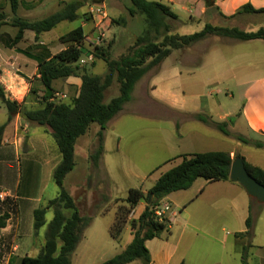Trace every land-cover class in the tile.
<instances>
[{
	"label": "crops",
	"instance_id": "obj_1",
	"mask_svg": "<svg viewBox=\"0 0 264 264\" xmlns=\"http://www.w3.org/2000/svg\"><path fill=\"white\" fill-rule=\"evenodd\" d=\"M150 1H157L168 5L178 16L176 20L180 22L181 26L197 23L198 31L202 30L206 24L228 28L235 27L248 32L264 28V24L260 22V26L256 30H245L250 25L255 24L254 21L264 15V12H239L241 7L247 4L252 5L255 9L264 8V0H216L217 10H209L204 0ZM79 5L81 6L80 3ZM138 16L145 23L144 29L141 32L143 33L147 29V23L142 15H134L132 17ZM82 26L85 29V24L82 23ZM140 34H136L135 37L137 38ZM181 34L184 35L183 33ZM213 42L219 44V48H212ZM242 43L262 44L264 46V39L238 40L212 35L211 37L194 43L191 46V53H184L183 51L190 50V47L173 50L162 61L156 72H148L137 82L132 98L126 104L131 106L135 102H147L150 107L155 109L154 111L159 110L160 113L174 119V126L176 127L172 135L173 139H175L172 148V155L174 156L170 160L175 161L170 168L178 165L182 160V156L185 154L225 151L229 152L233 157L239 153L245 157L247 162L264 170V146L256 147L252 144H244L231 135H225L215 126L194 117V114L203 113L209 115L215 122H227L229 117L235 116L234 122L228 126V129L232 133L242 134L249 139L264 142V50L249 53L240 47ZM221 45L224 46L225 50L221 49ZM203 47L207 48L204 50ZM1 52L4 53L3 50ZM194 52H200V58L193 60V57H189L195 54ZM172 57L175 60L168 61ZM7 63L11 69L0 64V86L4 89L9 99L22 102L32 85L36 84L42 87V84L38 80V66L35 60L28 56L19 58L16 55H11ZM12 69L20 70L21 74H17ZM32 75L33 77H31ZM79 79L78 77H69L66 81L68 84H74L80 87L81 80ZM141 82V87L144 88L139 91L138 84ZM180 84L182 85V94L175 90V86ZM210 85H217V87L211 89L209 93L198 91V87L203 88L204 86ZM184 86L187 88H184ZM231 86H236L238 88L237 92L233 91ZM222 87H224V90ZM223 92L229 99H234L236 96L239 97L242 99V104L234 110L229 109L220 112L218 115L219 119L215 120L213 118L214 116L211 115L210 109L216 103L221 104L219 102V96ZM188 103H192V107H189ZM126 104L119 112L120 114L134 112ZM116 117L111 119L107 126ZM7 119L8 110L2 102L0 105V125L4 124ZM189 124L190 126H188ZM99 129L100 126L91 133H89V129L86 134L77 139L75 144V158L76 151L79 149L84 160L90 165L89 156L97 141ZM24 130L29 131L30 134L28 149L26 151L24 150V143L22 141ZM50 136L51 134L46 127L30 124L20 114H15L5 128L3 140L0 143V192H4L7 196L4 200L0 199V217H5L3 220L5 223L4 226H0V264H22V258L24 256H38L46 241L48 224L54 217V208L49 206V202L58 197L60 191L59 187L58 190L56 188L52 189L51 193L43 190L44 186L46 187L53 180L54 169L61 161L58 146ZM213 140H218L221 145L231 144L232 146L228 149H200L199 145H197L198 143L200 145H208ZM106 144L107 136L105 130L104 153L107 147ZM38 150H41L40 155L38 154ZM25 152L28 158L26 160L24 159L27 164L26 167H23ZM52 152H54L53 155ZM103 166L104 158L102 156L99 165L96 167L97 172L98 168L100 169ZM24 169L26 171L24 176L27 177L26 184L23 183ZM162 173L154 178V183ZM45 179L49 182H46ZM84 179L88 180V175L83 177L79 187L86 190L85 188L88 186L87 181L85 182ZM199 180L200 178H197L190 188L199 182L200 190L196 196H204L210 193L208 198H214L211 201L214 203L210 204L207 201V204L210 205L208 207L200 205L198 208L201 214L200 218H194L186 211L187 205L191 201H194L193 197L188 200H181L180 197L184 193H179V190L163 198V201H168L171 205L169 219L170 216H183V220L186 223L183 232L185 229H188V232H186V235H182V232L175 241L168 235L162 236V234L159 237L147 240L146 246L151 255L150 264H181V262L189 264L187 252L191 246L197 249L203 245V240H206L211 243L210 247H212L213 242L217 239L212 232V225H202L203 218L205 217L204 214L210 215V211L216 210L214 215H219L218 210L222 207V203L226 200L231 201L230 193L234 189L239 193L241 192V195L243 192L247 196L245 189L239 183L232 182L230 179L213 182L206 181L205 179H203L204 181ZM149 188L143 189V191L146 192ZM91 194V192H87L81 196V199H89ZM71 195L75 199V194ZM101 199L102 197H100V201H102ZM184 199H186L185 196ZM99 205L101 207L102 203L100 202ZM139 205H141V208L137 210L138 215L144 210L146 202L141 201ZM183 205H186V207L180 214V211H177V209H180ZM37 208H46V213L45 223L38 232H35L34 211ZM102 214L104 213L99 212L92 217L80 242L86 239V233L93 228L96 218ZM184 214H187V216ZM262 226L264 228V225ZM238 229L234 233L245 231L246 225ZM124 230L129 231L131 242L133 234L131 233L130 226L127 225ZM183 239L187 240L186 254H183L184 251H179V245ZM240 240V237L235 235V243L239 246H241ZM259 241L261 240L257 239L254 235L252 244L249 247L248 262L250 264H264V251L260 248L262 244ZM128 244L122 246V250ZM78 245L72 255L71 264H75ZM201 249L202 247L199 250L201 251ZM238 249L240 250V247ZM206 251L210 252L207 249ZM215 252H217V248ZM134 261L128 264H132ZM236 261L235 256L230 254L221 253L217 255L216 253L215 256L211 257L210 255H202L200 253L197 259L192 258L191 264H232Z\"/></svg>",
	"mask_w": 264,
	"mask_h": 264
},
{
	"label": "trees",
	"instance_id": "obj_2",
	"mask_svg": "<svg viewBox=\"0 0 264 264\" xmlns=\"http://www.w3.org/2000/svg\"><path fill=\"white\" fill-rule=\"evenodd\" d=\"M7 1L10 2L12 11L16 13L19 0ZM204 1L209 10L218 9L216 0ZM79 7L77 2H68L61 10L34 21L15 17L13 22L14 26L18 27V31L14 37V42H20L26 30L33 31L37 38V35L52 30L62 21L75 20ZM242 11L260 13L264 12V8L255 9L252 5L247 4L239 10V12ZM128 12L131 16H144L147 29L135 39L128 53L119 59L112 58L108 52L100 47L95 48L96 58L102 59L107 65V73L104 76L82 70L76 64L83 54L81 43L85 37L84 27L79 25L60 37L61 42L68 45L56 54L33 53L21 49L26 56L37 62L38 80L44 89L39 107L29 106V96H26L22 102L9 99L0 86V98L8 110L7 121L0 125V143L3 140L8 122L15 114H20L28 123L46 127L53 136L61 154V161L53 172V179L60 191L58 197L49 202V206L54 208V217L48 224L46 241L38 256L26 255L22 258V264L72 263V255L92 217L80 214L75 199L64 187V180L76 164V141L88 132L91 124L97 123L100 126L97 133V146L89 156L93 165L97 167L104 153L105 130L108 122L131 100L137 82L151 70L157 71L162 61L173 50L189 46L211 35L238 40L264 39V28L248 32L235 27L228 28L211 24H206L202 30L191 34H169L170 27L167 20H176L178 16L168 5L157 1L131 0ZM160 37H162L161 40H159ZM69 77L80 78L81 85L78 93L70 103L56 101L54 82ZM114 79L119 83V95L105 103V91L112 85ZM33 92L36 93V90ZM194 117L215 126L225 135H231L244 144H252L256 147L264 146L262 141L232 133L228 126L234 122L233 116L229 117L227 122H215L209 115L203 113L194 114ZM236 157H242L247 171L264 185V170L247 162L241 154L237 153L233 157L225 151H207L183 155L181 162L162 173L146 192L141 187L130 188L124 199L127 207L120 208L121 213H130L141 201L146 202L145 208L137 219L130 221L129 226L133 234L132 241L120 253L101 264H128L136 259H142L145 264H150L151 255L146 246V241L159 237L171 225L170 219L160 221L155 216V208L161 200L173 192L190 188L195 180L200 177L209 182L229 180L231 165ZM151 195L152 200L149 203ZM252 200L260 210L262 204ZM254 203L249 206L251 213L254 212ZM45 213L46 208L35 209V232H38L45 223ZM4 218V216L0 217V226H4ZM124 223H126L124 217H118L114 221L110 227L113 238H120ZM245 224L246 230L236 233V236L241 239L242 263L250 264L248 262V249L254 238L252 215L246 218Z\"/></svg>",
	"mask_w": 264,
	"mask_h": 264
},
{
	"label": "rangeland",
	"instance_id": "obj_3",
	"mask_svg": "<svg viewBox=\"0 0 264 264\" xmlns=\"http://www.w3.org/2000/svg\"><path fill=\"white\" fill-rule=\"evenodd\" d=\"M102 1L103 0H19L18 10L14 13L9 1L0 0V64L9 67L7 62H9L11 55H16L19 58L23 56L26 57L22 50H28L33 53L46 52L50 53V55L56 54L68 45L67 43H62L60 37L83 23L85 24V37L81 43L83 54L76 64L82 70L84 69L92 74L104 76L107 73V65L102 59L96 58L95 48L100 47L108 52L112 58L119 59L122 55L128 53L130 47L135 42V35L143 31L145 23L140 16L132 17L129 14L128 8L131 6V0H104L105 7L109 13L108 17L101 21L99 19H93L90 14V8L94 3H100ZM68 2H77L81 4L77 9V18L75 20L62 21L52 30L37 35V38L33 31L26 30L23 39L20 42H14V37L18 31V27L14 26L13 22L15 17H20L29 21L43 19L61 10L65 6V3ZM260 17L254 21L255 24L250 25L247 27L248 29L245 30H256L259 28L260 22L264 24V15ZM167 23L170 27L169 34H190L199 30L197 23L181 26L180 22L175 19H168ZM161 39L162 37L159 38V40ZM193 44L183 47L184 49L190 47V50H183L184 53H191V46ZM240 45V47L249 53L264 50L262 44L242 43ZM218 46L219 44L212 43V48H219ZM203 48L205 50L207 47ZM221 49L225 50L223 45H221ZM1 50H3L4 53H2ZM91 54L93 55L92 59L90 58ZM200 56L201 53L197 52L189 57H193V60H195L200 58ZM174 57L170 58L168 61L175 60ZM12 71L21 74L20 70L12 69ZM154 72L156 71H150V73ZM31 77H33V75ZM66 80L67 79H59L55 81L54 89L58 93L67 94L68 97L62 101L70 103L73 97L78 93L79 87L74 84H68ZM141 84L142 82L138 84L139 91L144 88L141 87ZM185 87L186 86H184V88ZM215 87H217V85L204 86L203 88L198 87V91L209 93V91ZM222 88L224 90V87ZM231 88L235 92L238 90L236 86H231ZM34 90H36V93L33 92ZM175 90L182 94V85H176ZM43 92V86L41 87L36 84L31 86L27 92V96H29L30 100V107H39L41 105ZM118 95L119 83L114 79L112 85L105 91L104 102L108 103L113 97ZM55 100L60 101L58 98H55ZM219 102H221V104L216 103L211 106L210 109L211 115L214 116L213 118L215 120L219 119L218 115L220 112L229 109L234 110L240 107L242 99L237 96L234 99H229L223 92V94L219 96ZM1 104L2 100L0 99V105ZM188 106L192 107V103H188ZM127 107L133 109L134 112L117 114L119 116L116 115L117 117L115 116L116 118L113 122L106 127L107 147L103 154L104 166L100 169L98 168L97 172L96 166L93 165L91 160L89 165L78 149L76 151V165L74 170L68 174L64 180L65 189L70 194H75L76 205L81 215L93 217L99 212L104 213L98 218L95 217L94 226L86 233V239L79 242L75 264H100L121 252L122 246L128 244L131 239L129 231L124 229L127 225L129 226L132 219H137L139 217L137 210L141 208V205L135 208L136 211L133 215L132 212L135 209L131 210L128 214H124L123 211V213H121L119 209L127 207L124 199L128 194V190L132 187H141L142 189L151 187L154 183V178L158 176V174L167 171L175 161L170 160L174 156L172 155V148L175 142L172 135L174 129L176 130L174 119L165 116L160 113L159 110L154 111L155 109L150 107L147 102H135ZM188 126H190V124ZM98 127L99 125L97 123L91 124L89 133L96 130ZM29 136V131L24 130L22 141L25 151L28 149ZM50 137L55 141L52 135ZM213 141L215 142L212 144ZM213 141L208 145H200L199 143L197 145H199L200 149H228L232 146L231 144L221 145L218 140ZM97 143L98 140L93 146L91 153L96 148ZM40 153L41 150H38L39 155ZM53 154L54 152H52V155ZM27 158L28 155L25 152L23 167H26L27 162L25 160ZM25 173L26 171L24 169V184H26L27 178L24 176ZM87 175L88 180L84 179V181H87L88 187L84 190L79 186L83 177ZM203 179L204 178L200 177L199 181H204ZM45 181L49 182L47 179H45ZM51 181L46 187L44 186V191L51 193L52 189L56 188L58 190V185L54 183V179ZM198 183L190 189L180 190L179 192L184 193L180 197L181 200L194 198V201H191L186 209L194 218H200L201 214L198 211L200 205L208 207L210 205L207 204V201L210 204L214 203L211 202L214 198H208L210 193L204 196H196V194H198L197 192L200 190ZM40 185H42V183H40ZM87 192L92 193L91 197L82 200L81 196ZM184 196L186 199H184ZM100 197H102V201H100ZM230 199L231 201L226 200L222 203V207L218 210L219 215H214L216 210L210 211V215L204 214L205 217L203 218L202 225H212V232L217 239L213 242L212 247H210V242L203 240L201 251L199 250L201 247L196 249L191 246L187 252L189 264H191L192 258L197 259L200 253L202 255H210L211 257L215 256L216 253L217 255L221 253L230 254L237 259V261L232 264H243L241 260V246L235 243L236 233L234 232L239 230L238 228H242L246 225L245 220L249 215L253 216L254 235L257 239L261 240L259 241L260 244H262L260 248L264 251V228L262 226L264 225V204H262L261 209L258 210L257 205H255L248 195L245 196L243 192L241 195V192L239 193L235 189L230 193ZM100 202L102 203L101 207L99 205ZM252 203H254V212L251 213L249 206ZM185 207L186 205H183L180 209H177V211H180L181 214ZM67 213L70 214L69 211H67ZM169 213L170 211L164 212L162 216L164 220L169 219ZM184 215L187 216V214ZM118 217L126 218V223H124V229L120 238L115 239L110 233V227ZM170 222V229L163 231L161 234L162 236L168 235L175 241L182 234L186 223L181 215L170 216ZM188 228L190 229V227ZM186 232H188V229H185L182 235H186ZM186 241V239H183V241L181 240L179 245V251H184L183 254H186ZM239 247L240 250L238 249ZM216 248L217 252H215ZM206 249L208 251L210 250V252H207ZM249 253L248 249V258ZM143 263L144 261L142 259H137L132 264Z\"/></svg>",
	"mask_w": 264,
	"mask_h": 264
},
{
	"label": "water",
	"instance_id": "obj_4",
	"mask_svg": "<svg viewBox=\"0 0 264 264\" xmlns=\"http://www.w3.org/2000/svg\"><path fill=\"white\" fill-rule=\"evenodd\" d=\"M229 178L232 182L239 183L247 195L256 200L258 204H264V185L247 171L242 157H236L233 160ZM151 200L152 195L149 197V203Z\"/></svg>",
	"mask_w": 264,
	"mask_h": 264
},
{
	"label": "built area",
	"instance_id": "obj_5",
	"mask_svg": "<svg viewBox=\"0 0 264 264\" xmlns=\"http://www.w3.org/2000/svg\"><path fill=\"white\" fill-rule=\"evenodd\" d=\"M90 14L92 15L93 19H99L100 21L103 20L104 18L108 17V11L105 7L104 1L100 3H94L92 7L90 8ZM90 58H93V55H90ZM67 94L65 93H55V98H58L60 101L65 100L67 98ZM6 194L4 192H0V199H6ZM171 210V205L168 201H163L161 200L160 204L155 208V216L160 220L163 221V214L165 211H170ZM135 210H133V213Z\"/></svg>",
	"mask_w": 264,
	"mask_h": 264
}]
</instances>
